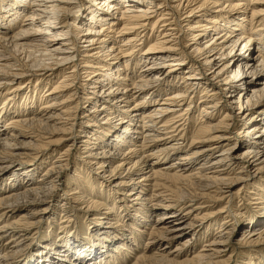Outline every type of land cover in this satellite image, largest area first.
Here are the masks:
<instances>
[{"label":"bare ground","instance_id":"1","mask_svg":"<svg viewBox=\"0 0 264 264\" xmlns=\"http://www.w3.org/2000/svg\"><path fill=\"white\" fill-rule=\"evenodd\" d=\"M3 121L0 264L42 220L23 264H122L144 237L130 264H229L234 237L264 243V0H0ZM83 202L103 213L63 226Z\"/></svg>","mask_w":264,"mask_h":264},{"label":"rangeland","instance_id":"2","mask_svg":"<svg viewBox=\"0 0 264 264\" xmlns=\"http://www.w3.org/2000/svg\"><path fill=\"white\" fill-rule=\"evenodd\" d=\"M149 29V26H146V30H148ZM181 34H183V37H188V35L186 36V34L182 31L181 32ZM255 52V51H254ZM156 73H159L157 70L156 71H154V72H152V75H154V74H156ZM35 110L37 109L36 107L34 108ZM219 113V112H218ZM224 112L222 111V112H220V114H218V116H221L222 114H223ZM197 118H199V115L196 113V114H193V120H192V122H195L196 121V119ZM6 122L5 121H3V123H0V127L1 126H3L4 124H5ZM232 132L233 133H235V129H232ZM47 136V135H46ZM54 136V137H53ZM53 136H51L50 138L52 139V140H54V139H58L59 137L57 136V135H53ZM53 148H55V146H50V147H46V149H43V150H41L40 151V153L38 154V156H37V160H39L40 161V159H46V158H48L49 156H50V153L53 151ZM222 148V147H221ZM69 161L70 162H72V159L74 158V156H75V150H71V151H69ZM180 155V154H179ZM66 156H64V159L63 160H65L66 158H65ZM72 158V159H71ZM172 159H174V157H172ZM171 159V160H172ZM49 160H51V159H49ZM35 161H32V163H34ZM47 162H48V160H47ZM63 163V162H62ZM71 164V163H70ZM70 167H72L71 165H70ZM70 167H69V169H70ZM65 170H67V169H65ZM64 170V171H65ZM157 169H155L154 171H156ZM66 173H71V172H68V171H65ZM62 175V174H61ZM155 181H157V179H154ZM238 187V185H235L234 187H233V189L232 190H234V189H236ZM58 195H60V194H58ZM243 195V194H242ZM57 196V195H56ZM238 199V198H237ZM237 199H234V203H238V200ZM52 200H54L55 201V198H52ZM70 200V199H69ZM68 200V203H70V204H72L70 201ZM246 201V200H245ZM81 202V201H80ZM84 203L85 202H83L82 204L81 203H79L80 204V206H78V208H80V211H73L74 212V214L75 215H77V216H75V215H72L70 218H68V219H71V221H70V223L69 224H63V226H68V228L69 229H73V228H78V227H80V225H81V222L82 221H86V222H88L89 224H92L91 223V220H93L94 218L93 217H98L99 218V216L103 213L102 211H95V210H93V209H91V208H89V207H86L85 205H84ZM244 205H241V207H238V212L239 213H242L243 214V216L244 217H242V218H240L238 221L239 222H245V219H247V217L250 215V214H252V212L254 211L253 210V208L252 207H249V205H246L247 204V202H242ZM250 203H253V202H250ZM52 205V204H51ZM50 205V206H51ZM224 205V202L223 203H221V204H218V203H215V204H211V207H210V209H209V211H212V210H214L215 209V207H221V206H223ZM236 206V205H235ZM86 208H88V209H90V211H87V209ZM212 208V209H211ZM240 210V211H239ZM154 216V215H153ZM155 218V216L154 217H152V219H154ZM6 220V219H5ZM5 220H3V222H5ZM3 222L2 223H0V224H3ZM147 227H146V231L149 229V226L150 225H146ZM45 227H46V223H45V221L44 220H42V222L39 224V226L38 227H36V229L31 233V242H30V245H29V247L24 251V252H22L21 254H20V256H17V263H21V264H23L24 263V261L28 258V256H29V254H30V251H32L33 249H34V246L36 245V244H38V243H40V238H38L39 237V235H42V234H44V232H45ZM112 229H116L118 232H120L121 230L117 227V228H112ZM234 239V243H235V245H234V247H230L229 248V250L230 251H238L235 255L236 256H232L230 259H231V261H230V263L229 264H240L241 263V257H240V254H238V253H241V251L243 252V251H246V252H248V254H250V252H255V251H264V243H262V244H260V245H258L257 247L256 246H249V247H242V246H240V245H238V244H236V242H238V237L236 236V237H234L233 238ZM145 240H146V238L144 237V238H142L141 240H138L137 242H136V246L134 247V249H133V251H131V252H133V253H131V254H129V255H131V257H129L128 256V258H127V256L125 257V258H127L126 260H125V263H122V264H130V263H132L134 260V258L135 257H137V256H139L143 251H146V250H144L143 248L145 247L144 246V243H145ZM138 244V245H137ZM200 244H201V242H200ZM197 250H199V249H197ZM192 254L194 253L193 251L191 252ZM189 254V253H188ZM228 255V254H227ZM192 256V255H191ZM133 257V258H132ZM125 258H122V260H120V262L121 261H123V259H125ZM253 261H255L256 262V260L254 259Z\"/></svg>","mask_w":264,"mask_h":264}]
</instances>
